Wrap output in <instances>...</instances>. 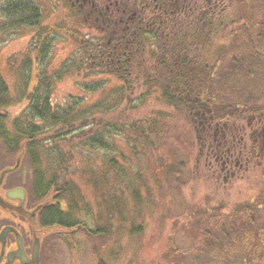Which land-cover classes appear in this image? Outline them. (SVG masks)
<instances>
[{"label": "rangeland", "instance_id": "obj_1", "mask_svg": "<svg viewBox=\"0 0 264 264\" xmlns=\"http://www.w3.org/2000/svg\"><path fill=\"white\" fill-rule=\"evenodd\" d=\"M5 1L0 0V75L8 87V104L0 108L5 114L2 124L15 133V121L21 118L20 122H25L27 118L24 110L34 86L40 76H47L48 97L53 108L64 106L69 97H73L81 100L78 105L81 109L86 105L100 106H91L90 110L96 108L88 115L91 118L118 125L120 132L115 133L113 130L110 147L118 146L117 149H121L125 157L131 158L130 162L123 161L124 167L132 173L140 169V177L146 184L139 187L140 203L133 201L130 198L131 191L125 189L121 201L124 200L125 204L120 203L118 208L122 211L118 213L116 208L110 217L100 218L101 206L96 201L102 198L101 194L98 195L89 184L87 161L79 157V146L84 137L68 133L69 138L64 139V136L61 137L64 128L62 130L58 126L50 128L49 133L37 134L33 151L41 156L39 161L44 178L51 179L50 173L56 171V186L60 188L66 170L67 179L80 188L85 200L93 206V214L97 216L92 217L97 220L94 223L106 227L108 231L105 235L89 238L83 230L71 233L58 228L63 230L64 241L59 239L55 243L51 262L264 264V201H260L262 206L259 209L256 208L257 202L264 198V162L260 166L253 164L250 169L240 171L224 185L223 177H219L213 166L204 163V157L198 153L197 131L200 128L189 120L188 105L178 109L172 105H161L157 94L153 93L155 90L148 89L140 81L130 84V79L127 81L111 76L100 71L101 66L90 64V57L82 52L78 40L88 32L68 17L67 10L58 0H29L39 8L41 15L38 24L9 29L2 26L4 17L1 16V7ZM232 2L225 15L227 21L234 22L229 26L227 22L223 32L221 29L216 32L214 55L219 42L225 40L223 37L229 36L230 40L232 36L238 38L237 26L240 24L248 27V30L240 31L243 33L242 39L247 42L244 47H239L238 44H229L228 40L226 55L235 56L238 50L248 49V45L254 46L261 39L263 41L258 49L263 54L264 46L261 45H264V34L261 37L259 34L264 29L256 24L254 13L264 12V2L246 0L243 14L249 18L245 23V19L236 21L242 8L237 0ZM231 29L237 30L229 35ZM211 58L214 66L218 59L215 60L214 56ZM224 58L223 65L229 61L227 57ZM246 64L241 60L237 62L238 68L234 71L236 81L230 82L233 74L227 77L228 80L220 79L222 86L213 79L216 84L212 86L215 99L221 94L222 100L229 105L264 102V61L257 68L256 65L250 64L248 67ZM249 71H254V75L248 77ZM218 110L217 114L221 116L223 107ZM33 121L36 125L41 122L36 118ZM74 121L76 125L77 120ZM134 126L146 131L150 126L156 129L157 132L152 134V148L147 149L148 146L139 138L133 140L131 128ZM82 149L92 150L86 146ZM132 149H135V153H132ZM23 150L25 148L21 146L20 157ZM114 151L111 148L110 155H116ZM94 155L98 156L95 152ZM65 156L67 160L64 163ZM24 162L30 164L26 158ZM108 179L112 180L111 177ZM113 192L115 190L111 189V195ZM58 200L64 210V199ZM247 204L250 205L247 207ZM234 219L233 227L230 221ZM90 224L88 222L92 226ZM133 226L141 227L142 231L131 233Z\"/></svg>", "mask_w": 264, "mask_h": 264}, {"label": "flooded vegetation", "instance_id": "obj_2", "mask_svg": "<svg viewBox=\"0 0 264 264\" xmlns=\"http://www.w3.org/2000/svg\"><path fill=\"white\" fill-rule=\"evenodd\" d=\"M58 1L68 17L87 30L88 34L78 40L90 64L101 66L100 71L111 76L130 79V84L140 81L155 90L161 105H188L189 113H193H188L189 120L200 128L198 153L223 177L224 185L240 171L263 164L264 102L229 105L221 94L215 99L212 89L213 79L225 75L224 57H236L256 68L264 61V53L258 49L263 39L253 46L258 52L254 54L257 60L251 54L252 44L238 50L235 56H227L229 36L219 42L214 55L216 32H223L227 22L228 26L234 22L227 21L225 15L233 0ZM244 3L246 0H237L242 8L237 22L245 19V23L249 18L243 14ZM240 25L238 38L232 36L229 44L244 47L247 41L240 31L248 27ZM236 30L231 29L229 35ZM213 56L218 59L214 66ZM217 66H221L220 70ZM249 74L253 76L254 71ZM221 107L224 110L219 116L217 110ZM3 120L1 117L0 264H52L55 243L64 241L63 230H58L62 227L54 224L51 217L58 200L52 190L45 191L38 182L37 165L25 164L24 150L17 161L20 135L8 130ZM262 200L257 202V209Z\"/></svg>", "mask_w": 264, "mask_h": 264}, {"label": "trees", "instance_id": "obj_3", "mask_svg": "<svg viewBox=\"0 0 264 264\" xmlns=\"http://www.w3.org/2000/svg\"><path fill=\"white\" fill-rule=\"evenodd\" d=\"M257 1L260 3L264 2V0ZM1 13V16L4 17V22L2 25L4 29L24 25H36L38 24L41 15L39 14V8L29 0H6L1 7ZM254 16L256 18V24L264 29L263 10L261 12L254 13ZM262 34H264V31H262L259 36H262ZM250 49L252 50V56L257 60V57L254 54H258V52L255 51L253 46H251ZM240 60L241 59H237L236 57L230 58L229 62H227L224 67H222L224 70L223 73H225V76H223L225 78H223L222 76L216 77V81H219H217V84L219 86L222 85V80L220 79L228 80V78L231 77L232 74L234 75V77L230 78V82L236 81L237 78L235 77V72L236 67L238 66L236 64ZM47 86H49V83H47V76H40L39 82L34 86L29 97V104L24 110V114H26L27 118L25 122L22 121L23 123L20 122L21 118L17 119L18 121H15V133L20 135L19 141L22 142L21 144H24L23 142L26 143L24 150L26 160L31 164L33 163L37 166L39 165L38 167H40H37L35 169L36 176L38 177V182H40V184L44 186L45 191H55L54 198H57V200L58 198L64 199V210L60 207V200L54 202L53 210L51 213L52 222L54 224H59L62 228H64V230H69L68 232L71 233L76 230H83L89 238L105 235L108 233L107 228L95 224L94 221L97 220L92 219V217L97 216L93 214L94 210L92 208L93 206H91V203L88 200H85L86 198L81 193L80 188L72 180L67 179L66 170H64L66 169V166H64L63 169L64 183L60 188L56 186V171L53 174L50 173L51 179L48 180L44 178V171H42V166H40L39 161L41 156H39V153H37L36 151H33V145L37 142V140H35V136L43 132L49 133L50 128L58 126L59 128H62V130L64 128V133L61 134V137L64 136V139L69 138L68 133H71L72 136H74V134H77L80 136L82 135L81 137H84L83 142H81V145L79 146L81 148L79 157L83 158L84 160L86 159L87 161L86 169L89 184L92 185L94 191H96L98 195L101 194L102 198L99 201H96V204L98 202V205L102 207H99L101 210L100 218H104L105 216L107 218L110 217L112 214H114L116 208L118 213L122 211H120V209L118 208H120V203L125 204L124 200L123 202H121L124 198L122 197V194L124 193L125 189L131 191L130 198H132L133 201H135L136 203H140L141 198L139 195V187L146 186L143 178L140 177L141 171L140 169H135L133 173L131 171H128L126 167H124L125 163L123 161L130 162L131 158L125 157L121 149H117L118 146L110 147L112 143L111 137L114 133L113 130H115V133H117L119 131L118 125H111V123H108L103 119L97 121L96 118H91L90 116H88L94 109H96L93 108L90 110L91 106H100L86 105L81 109L78 106L81 104V100L69 97V101L64 103V106L53 108L48 97L49 93ZM7 88L8 87L4 79L0 75V108L8 104V99H6L8 96ZM172 106L175 109L182 107V105ZM78 109L80 111H78ZM229 111H231V109ZM4 116L5 114H2L0 112V118ZM34 118L41 121L39 125H36L34 123ZM74 120H77L76 125ZM100 124L102 125L100 126ZM69 128L72 129L68 131L67 129ZM131 130L133 140L136 138L137 140L141 139L143 141L142 143L144 144L145 142V145L148 146L147 149L154 146L152 134H155V132L157 131L156 129H153L152 126H150L147 131L143 130V128H141L140 126H134L131 128ZM86 132L89 133L86 135ZM3 133L6 134V131H4ZM17 143L19 142L17 141ZM129 144V146L131 147L132 144ZM85 146L89 147V149L92 150L86 151L85 149H82ZM111 148L115 150L113 153H115L116 155H110L109 151H111ZM94 152L98 156L94 155ZM132 153H135V149H132ZM141 153L142 152H140V154ZM63 159L64 160L62 162L65 163V160H67L66 156ZM53 166L55 167L54 164ZM169 172L171 173L172 169H170ZM107 177H111L112 180L109 181ZM111 189L115 190V192H113V195H111L110 193ZM106 192L107 197L105 196ZM88 222L91 223L90 225L92 226H89ZM230 222H232V224L230 225L234 227L235 219L231 220ZM239 225H242V223H240ZM140 228L141 227L139 226L138 228L133 226L130 231L131 233L138 234L142 231V229ZM52 264H55V262H53Z\"/></svg>", "mask_w": 264, "mask_h": 264}, {"label": "water", "instance_id": "obj_4", "mask_svg": "<svg viewBox=\"0 0 264 264\" xmlns=\"http://www.w3.org/2000/svg\"><path fill=\"white\" fill-rule=\"evenodd\" d=\"M21 146H23V144H21ZM21 154H22V153H18V156H17V161H19V159L21 158V157H20V156H21ZM17 161H16V162H17Z\"/></svg>", "mask_w": 264, "mask_h": 264}]
</instances>
